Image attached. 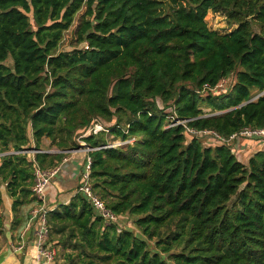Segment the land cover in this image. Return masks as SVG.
Segmentation results:
<instances>
[{
	"label": "trees",
	"instance_id": "trees-1",
	"mask_svg": "<svg viewBox=\"0 0 264 264\" xmlns=\"http://www.w3.org/2000/svg\"><path fill=\"white\" fill-rule=\"evenodd\" d=\"M244 127H264V0H0V235L4 191L14 231L37 170L85 142L93 192L134 228L78 190L48 212L66 264H264V138L245 163L200 133Z\"/></svg>",
	"mask_w": 264,
	"mask_h": 264
},
{
	"label": "crops",
	"instance_id": "crops-1",
	"mask_svg": "<svg viewBox=\"0 0 264 264\" xmlns=\"http://www.w3.org/2000/svg\"><path fill=\"white\" fill-rule=\"evenodd\" d=\"M230 144L234 148H238L240 144L246 145V153H253L259 148L261 142L256 139H239L231 140ZM84 148L75 151L67 152V156L63 162L59 164V171L51 179L46 187L45 204L48 208L53 209L58 204L68 203L72 197L78 192V186L82 181V166L86 162L85 159L89 156V152ZM246 155V154H245ZM251 156H249L250 158ZM4 202L1 207V212L5 221V232L0 235V264H38L36 258V245L34 221L31 220V212L39 202H32L22 208L21 215L23 222L14 231L11 230V223L14 219V213L11 210L13 199L4 191ZM48 262L46 264H49Z\"/></svg>",
	"mask_w": 264,
	"mask_h": 264
},
{
	"label": "built area",
	"instance_id": "built-area-1",
	"mask_svg": "<svg viewBox=\"0 0 264 264\" xmlns=\"http://www.w3.org/2000/svg\"><path fill=\"white\" fill-rule=\"evenodd\" d=\"M88 47V46H87ZM161 107H163L162 104H160ZM173 122L169 125H176V124H185L187 120H179L174 118V116H170ZM107 123H103L100 120H97L82 136L88 133H98L100 131H108L106 128ZM190 132H195L194 130L189 129ZM200 133L203 134H211V138L216 140V143H228L230 144L231 140L233 139H239V138H255L260 137L264 138V127L263 128H255V127H244L241 131L233 134L230 139H225L221 135H219L216 132L213 131H207L204 130ZM133 141V139L130 140H116L113 143H110L107 145V147H116L119 145H123L127 142ZM82 142V141H81ZM82 146L79 149H71L67 150L66 152H75L82 148L86 152H90L95 148L88 147L85 142H82ZM1 155V154H0ZM91 163L92 159L90 156H88L87 164H86V172H83L82 175V184L78 188L81 190L87 197H89L92 202L94 203L95 207L100 211L101 215L106 218L108 222L110 221H116L118 219V216L112 212L110 209H108L105 205V203L100 199V197L93 192V189L90 184V173H91ZM60 167L59 165L56 166L53 169L49 170H37L36 172V180L35 184L33 186V192L34 195L41 200L40 205L35 207L31 212V221L36 222V226L34 229V234L36 235L35 245H36V258L38 264H46L50 261H52L55 256L57 255V249L55 246H53L51 243H49V234L51 232L50 225L48 223V212L51 210L48 208L45 204V196H46V187L48 186L51 179L57 174Z\"/></svg>",
	"mask_w": 264,
	"mask_h": 264
},
{
	"label": "rangeland",
	"instance_id": "rangeland-1",
	"mask_svg": "<svg viewBox=\"0 0 264 264\" xmlns=\"http://www.w3.org/2000/svg\"><path fill=\"white\" fill-rule=\"evenodd\" d=\"M85 12H86V6H84L76 14L75 20L73 22V25L64 34L63 40H62L61 45H60V49L61 50H70V49H72L74 47L73 45H75V43H76L75 42L76 41L75 32H76L77 26L80 23V20H81L82 16L85 14ZM206 20L208 22V25L212 29L218 30L221 33H229L236 26V24H230L228 22L226 16L224 14L218 13V12L210 11L208 13L207 17H206ZM7 62L9 64H11L12 60L9 58L7 60ZM232 81H234V80L232 79ZM224 84H227V83L224 82ZM160 101L161 100L159 99V102ZM165 109H167V111H170V108L165 107ZM202 140H203L204 145H209V144H212V143H216V140H214L211 137H203ZM242 140H244V138H240V141H242ZM46 142L48 143V140ZM82 146L84 147L85 145H82ZM259 146H261V145H259ZM263 147H264V145H263ZM234 149H235V152H236V155H237L238 159L243 161V162H245V163L248 162L249 156H251L253 154V151L250 154L246 153L247 146L243 145V144H240V146L237 149L236 148H234ZM87 160H88V156L85 159L86 162L82 166L81 175L83 174V172H86ZM117 220L122 222V224H123L122 226H127V227H130V228H134V224L132 222V217L129 216V215H126V216H123V217H120V218L118 217ZM34 224L36 226V222L35 221H34ZM35 240H36V235H35ZM51 244L56 247L57 255L55 256V258L52 261H50L51 263H49V264H66L67 263V258H66V254L65 253H66L67 250L68 251H72V249H65L62 244L57 243V242L56 243L55 242H53V243L51 242Z\"/></svg>",
	"mask_w": 264,
	"mask_h": 264
}]
</instances>
